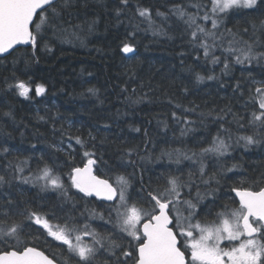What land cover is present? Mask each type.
Segmentation results:
<instances>
[{
	"label": "trees",
	"instance_id": "trees-1",
	"mask_svg": "<svg viewBox=\"0 0 264 264\" xmlns=\"http://www.w3.org/2000/svg\"><path fill=\"white\" fill-rule=\"evenodd\" d=\"M206 2L210 8V0ZM187 4L188 0H129L126 6L120 0H70L61 8L57 21L66 32L49 29L35 55L30 45L0 58V175L11 181L0 186V203L11 198L20 211L55 213L53 222L71 215L77 227L92 211L108 213L106 203L93 196L83 197L71 188L65 152L72 149L67 134L62 135L70 128L72 135L87 136L91 131L96 136L97 156H103L97 174L111 177L113 182L116 172L128 175L133 196L141 177L145 185L155 187L165 183L168 175H176L190 182L192 198L200 193V207L207 211L213 199L216 210L226 202L229 207H238L237 201L233 205L229 199L234 197L233 186L264 187V182L257 183L264 176V131L248 123L252 112L258 111L251 97L257 86L253 82L264 81V61L244 65L232 62L228 74L222 72L224 58L231 60L224 50L231 39L228 30L258 40L257 49L264 50V7L223 14L219 27L224 34L223 45L214 49L221 62L213 65L205 60L201 49L193 48L190 30L173 15L177 5ZM117 8L121 10L119 16ZM138 9L148 10L151 23L139 16ZM206 27L211 30V21ZM124 43L132 44L134 52L124 54ZM196 73L205 77L203 82L196 81ZM209 75L217 78L208 80ZM17 80L30 85V99L8 87ZM237 81L243 95L233 92ZM37 84L45 89L40 96L35 94ZM89 89H95V95ZM177 103L183 107L175 108ZM184 108L195 111L184 112ZM173 111L181 116L179 122L172 119ZM183 119L189 123L185 125ZM161 121L167 123L166 128ZM182 128L188 129L184 135ZM244 135H254L259 142L247 147L243 141L237 143ZM217 137L230 144L228 153L218 156L203 152ZM71 143L77 149L73 152L75 163H79L80 146L74 140ZM57 147L65 151H57ZM4 148L9 151L4 153ZM129 148L135 150L131 158L134 163H128L126 156L120 159ZM169 152L171 159L166 155ZM46 163L62 175L71 199L59 190H42L39 184L13 179L34 177ZM17 165L23 167L22 173H16ZM209 177H213L210 184L202 182ZM208 192L214 196L205 195ZM44 237L33 241L38 250L50 257L55 254L65 264L63 246L46 233ZM68 264H75V258Z\"/></svg>",
	"mask_w": 264,
	"mask_h": 264
},
{
	"label": "snow or ice",
	"instance_id": "snow-or-ice-1",
	"mask_svg": "<svg viewBox=\"0 0 264 264\" xmlns=\"http://www.w3.org/2000/svg\"><path fill=\"white\" fill-rule=\"evenodd\" d=\"M69 2L70 0H0V55H11L18 45H31L35 55V49L39 47L40 40L49 29L53 33L66 32L57 21L61 17V8L66 7ZM120 3L126 6L129 0H120ZM210 5L209 8L206 0H188L187 6L177 5L173 9V15L190 30L189 42L193 48L201 49L205 60L215 65L221 62V57L215 55L214 49L223 45L224 34L219 32L223 14L241 9L257 11L264 7V0H210ZM188 8L195 11L189 12ZM120 11L119 8L116 9L118 16ZM137 11L139 16L147 17L151 23L147 9ZM209 21L211 30L206 27ZM253 27L255 29V25ZM228 31L231 34V30ZM71 35L76 36L75 33ZM227 43L228 47L224 50L229 53L231 60L224 58V75L228 74L232 62L244 65L253 61H264V50L257 49L258 40L245 39L237 33L231 34ZM121 51L125 54L133 53L134 46L124 43ZM196 59L198 60L199 56ZM195 78L197 82H203L205 79L199 73L195 74ZM216 78L207 76L208 80ZM253 83L257 86L254 89L255 96L251 99L258 105V111L252 112L248 123L264 131V81ZM8 87H14L19 96L30 99V85L26 82L17 80ZM44 91L42 85H36V96L42 95ZM88 91L93 95L96 93L95 89ZM184 91H187V88ZM233 92L243 95L239 81ZM174 107L183 106L177 103ZM183 110L195 111L194 108ZM171 115L174 121L181 120L176 111ZM233 115L235 118V114ZM161 123L167 127L166 122ZM183 123L187 125L189 121L183 119ZM135 131L139 132L140 129ZM186 131L187 128H182L181 135ZM64 134H67L69 148L72 149L65 152L69 158L66 166L70 168L67 175L71 188L83 197L95 196L110 202L106 205V223L113 224L116 232L101 235L95 230H89L88 224H84L81 229L77 227L78 222L71 215L53 222L52 216H55V213H41L33 209L20 211L14 206V201L8 198L0 203V264H61L60 258L55 254L50 257L45 251L38 250L33 243L34 240L46 239L45 233L47 237L57 241L58 246H63L62 256L66 250L65 264L73 258L75 264H95L101 250L107 253V264H264V187L233 186L231 191L235 195L229 199L233 205L238 200V207H229L226 202L216 210L213 199V206L207 208V211L200 207L203 199L200 193L197 192V196L192 198L190 182H185L176 175H168L165 183L155 187L151 183L145 185L141 177L140 187L133 196L130 191L132 182L128 175L116 172L113 182L111 177L100 178L97 174L103 156H97L96 136L91 131L87 136L72 135L70 128L67 133H62ZM73 140L80 146L79 163H75L73 152L77 149L72 146ZM240 141L244 142L245 147L259 142L254 135L240 136L237 143ZM229 148L230 144L225 139L217 137L214 138L212 146L203 149V152L224 156ZM56 150L65 151L61 147ZM8 151L7 148L3 149L4 153ZM134 152V149L129 148L120 159L124 160L126 156L128 163H134L131 159ZM166 155L171 159L173 154L169 152ZM184 158L189 157L185 155ZM179 159L180 153L177 150V163ZM22 172L23 167L17 165L16 173ZM203 175L204 170L201 168V177ZM13 179L39 184L42 190H59L67 199H71L62 175L57 174V169L47 163L38 168L34 177L14 176ZM212 179L213 177L202 179V182L210 184ZM261 182H264V176L259 177L257 181ZM10 183L5 175H0V186ZM216 183L219 184V180ZM185 188L188 189L187 193ZM205 195L214 196V192ZM95 215L92 213L93 217ZM100 218L104 219V216L101 214ZM33 225L36 227L33 228ZM85 237H90L91 242H85ZM125 238L127 247L124 246ZM109 257L112 259L109 260Z\"/></svg>",
	"mask_w": 264,
	"mask_h": 264
},
{
	"label": "rangeland",
	"instance_id": "rangeland-1",
	"mask_svg": "<svg viewBox=\"0 0 264 264\" xmlns=\"http://www.w3.org/2000/svg\"><path fill=\"white\" fill-rule=\"evenodd\" d=\"M227 37L231 38L230 34H228ZM191 162L193 163V165L195 164L193 160H191ZM92 213L96 214L95 217L92 216ZM92 213L86 216L84 223L83 224L80 223L81 226L79 228L82 229L84 224H88L89 230H95L97 233L101 235H107L111 232H116V229L113 224L106 223V220L108 218V213L97 211V210L92 211ZM101 214L104 216V219L100 218ZM117 234L119 235V233ZM84 240L85 242H91L90 237H85ZM126 241H127V238H125V245H124L125 247H127ZM106 256H107V253H104L103 250H101V254L98 256L97 260L95 261V264H107V261L105 260ZM108 259L111 260L112 258L109 257Z\"/></svg>",
	"mask_w": 264,
	"mask_h": 264
},
{
	"label": "water",
	"instance_id": "water-1",
	"mask_svg": "<svg viewBox=\"0 0 264 264\" xmlns=\"http://www.w3.org/2000/svg\"><path fill=\"white\" fill-rule=\"evenodd\" d=\"M30 45H18V46H16V49H18V48H25V47H29ZM14 51V50H13ZM12 51V52H13ZM125 54V53H124ZM128 54H130V53H128ZM9 54H3V55H0V58H3V57H6V56H8ZM127 55V54H126ZM233 193V192H232ZM233 195H235L234 193H233ZM93 197H95V196H93ZM96 198V197H95ZM96 199H98V198H96ZM99 201H102V202H104V203H106V204H109L110 202H108V201H103V200H100V199H98ZM237 202H238V200H237Z\"/></svg>",
	"mask_w": 264,
	"mask_h": 264
}]
</instances>
